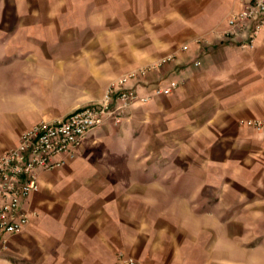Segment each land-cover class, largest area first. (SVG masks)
<instances>
[{
    "label": "crops",
    "instance_id": "0c3cea01",
    "mask_svg": "<svg viewBox=\"0 0 264 264\" xmlns=\"http://www.w3.org/2000/svg\"><path fill=\"white\" fill-rule=\"evenodd\" d=\"M240 8L0 0V60L16 62L11 83L38 85L15 89L0 73V156L42 117L100 102L126 72L175 56L125 84L147 102L40 172L23 200L31 222L0 232V264H115L121 251L157 264H264V130L241 123L264 117V29L253 48L241 46L253 20L227 35ZM171 81L170 94H154Z\"/></svg>",
    "mask_w": 264,
    "mask_h": 264
},
{
    "label": "built area",
    "instance_id": "2783aa9c",
    "mask_svg": "<svg viewBox=\"0 0 264 264\" xmlns=\"http://www.w3.org/2000/svg\"><path fill=\"white\" fill-rule=\"evenodd\" d=\"M241 8L228 18L229 36L242 35L245 24L254 21V26L243 48H253L264 29V0H239ZM188 46L184 45L183 49ZM175 59L174 54L161 57L155 64L142 67L111 82L100 102L82 106L62 118L42 120L25 129L18 143L0 156V232L19 233L31 222V213L25 208L23 200L40 189L39 174L51 171L66 164L81 145L86 134L104 123L105 118L113 117L117 123L122 119L124 110L140 100L147 102L149 97H140L125 84L136 73L147 72ZM199 61L195 66H199ZM179 86L171 81L165 87H157L155 95L170 94ZM241 123L256 130H264V117L241 120ZM115 264H157L120 252Z\"/></svg>",
    "mask_w": 264,
    "mask_h": 264
},
{
    "label": "rangeland",
    "instance_id": "374dc122",
    "mask_svg": "<svg viewBox=\"0 0 264 264\" xmlns=\"http://www.w3.org/2000/svg\"><path fill=\"white\" fill-rule=\"evenodd\" d=\"M183 49V48H182ZM3 51V46L1 47L0 46V52H2ZM158 61V60H157ZM157 61H154V62H151V63H148V64H145V65H141V66H139V67H137V68H135V69H132V70H130V71H128V72H126L124 75H126V74H128V73H130V72H133V71H135L136 69H140V68H142V67H147V66H150V65H153V64H155ZM15 64H16V62H14V61H11V60H0V73H3V74H5L6 76H8V86L9 87H11L12 85L13 86H15V89H20V87L21 86H23L25 89H26V91L28 90V89H30L31 90V92L32 93H34V92H37V89H36V87L38 86L37 85V83L35 82V83H33L32 85H26V84H20L19 83V86L16 84V82H13V83H11V80H12V77H14L15 76ZM122 77V76H121ZM29 86V87H28ZM109 86V85H108ZM64 115H51V116H44V117H42L39 121H42V120H46V121H50V120H54V119H58V118H62ZM25 130V129H24ZM24 130H22L21 131V133L24 131ZM20 133V134H21ZM182 158H186L185 156H182V157H180L179 158V160H182ZM141 159V158H140ZM187 159V158H186ZM136 162V164H139L140 162H139V158H137L136 160H135ZM149 163V162H148Z\"/></svg>",
    "mask_w": 264,
    "mask_h": 264
}]
</instances>
